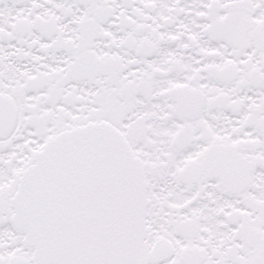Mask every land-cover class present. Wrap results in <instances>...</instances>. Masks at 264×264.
Wrapping results in <instances>:
<instances>
[{
    "label": "snow or ice",
    "instance_id": "snow-or-ice-1",
    "mask_svg": "<svg viewBox=\"0 0 264 264\" xmlns=\"http://www.w3.org/2000/svg\"><path fill=\"white\" fill-rule=\"evenodd\" d=\"M0 264H264V0H0Z\"/></svg>",
    "mask_w": 264,
    "mask_h": 264
}]
</instances>
